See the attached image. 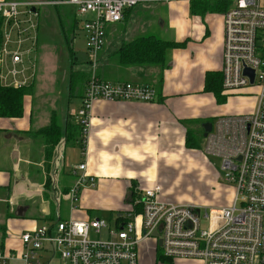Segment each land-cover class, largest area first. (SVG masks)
Segmentation results:
<instances>
[{"label": "built area", "instance_id": "1", "mask_svg": "<svg viewBox=\"0 0 264 264\" xmlns=\"http://www.w3.org/2000/svg\"><path fill=\"white\" fill-rule=\"evenodd\" d=\"M179 1L190 5L201 0H0V80L15 87L35 83L32 54L38 48L40 10L44 6L76 7L77 16L83 17L90 60L97 64L107 28L121 22L127 9ZM206 1L226 4L222 11L223 91L250 89L256 97L251 113L218 116L204 137L203 152L219 159L224 182L234 188L232 202L208 208L165 201L161 198L162 186L156 184L142 192V211L136 214L132 209L113 227L102 218L71 217L58 218L52 227L43 225L24 232L23 251L18 257L23 264H38L40 251L47 246L64 264H140L141 244L145 240L158 243L159 239V248L170 259L203 264H264V0ZM246 67L255 71L253 84L244 74ZM95 68L75 115L82 126L83 153L96 100L152 102L158 97L153 86L106 81L97 77ZM72 173L75 181L67 196L71 209H75L82 187L95 186L96 179L89 174L85 161L73 166ZM14 258L0 247V264Z\"/></svg>", "mask_w": 264, "mask_h": 264}, {"label": "crops", "instance_id": "2", "mask_svg": "<svg viewBox=\"0 0 264 264\" xmlns=\"http://www.w3.org/2000/svg\"><path fill=\"white\" fill-rule=\"evenodd\" d=\"M166 5L173 27L172 39L185 42V45L172 50L171 64L163 72L162 89L156 100L139 102L98 99L94 102L84 153L82 149L79 152V162L73 165L85 161L96 184L82 187L79 200L74 204L75 209H71V201L67 196L75 176L71 172L73 165L67 171L61 162L63 142L56 147L53 158L47 161L44 141L34 134L50 123L53 109L44 110V106L41 109V104L35 106L32 93L24 98L22 117H0V247L5 254L16 256L9 259L7 264H23L18 257L23 251L21 235L24 232L43 225L52 227L58 218L105 219L99 216L104 214L109 216L110 222L116 224L118 217L133 209V205L125 201L132 188L141 197L145 189L159 184L162 186L163 200L201 205L176 194L171 191V187L177 181L176 171L181 172L186 166L190 168L191 165L206 161V154L201 148L187 146L186 121L196 119L201 123L214 122L217 118L215 111L198 107L196 102L198 95L204 96L210 103L213 99L215 102L212 93L203 90L207 72L222 73L224 19L222 13L209 12L204 17L192 14L188 3L173 2ZM47 7L49 6L41 8L40 17L47 11ZM51 7H54L56 13L57 10H67L77 20L75 6L62 4ZM131 11L137 16L141 14V10L134 8L125 12L124 18L118 23H121L122 33L118 47L128 41L123 36V29L129 26V22L125 24L124 20ZM136 18L132 21H136ZM111 27L113 26H109L107 31ZM138 32H146L145 27ZM111 52L114 51L107 50L104 57ZM158 69L154 66L123 67L125 74L113 73L108 80H131L155 86L160 75ZM36 91H40V88L36 87ZM245 91L246 89L239 93ZM84 92L85 90L75 95L79 98L80 105ZM255 104L256 98L252 111ZM65 114L66 112L62 114L64 124L67 116L79 124L73 113L67 111ZM196 126L199 127L198 124ZM63 156L65 159V153ZM210 172L214 170L210 169ZM63 173H69L71 182L60 187ZM49 175L52 181L47 184ZM231 196L233 191L227 198L229 203L226 200L224 205L219 206L229 205L233 198ZM59 203L67 206L65 216L59 210ZM138 220L140 221V217ZM160 253L155 240H145L139 250L140 264H203L201 261L182 259L167 262L160 259ZM54 260L58 264H64L50 246L40 251L38 264H57Z\"/></svg>", "mask_w": 264, "mask_h": 264}, {"label": "rangeland", "instance_id": "3", "mask_svg": "<svg viewBox=\"0 0 264 264\" xmlns=\"http://www.w3.org/2000/svg\"><path fill=\"white\" fill-rule=\"evenodd\" d=\"M166 4L169 3H153L148 5L141 4V6L132 7L134 10H141V14L137 16L134 15L133 11H131L125 19L126 21L124 20L125 24L129 22V26H126L129 29L127 30L126 27L123 29V32L125 31L123 33L125 39L130 40L140 35L152 33L164 39H172L171 33L173 27L169 21L167 14L168 5ZM47 6L49 7H47V11H45L46 13L44 12L42 17H40L38 29V48L37 51L32 54V57L36 63V78L35 85L33 84V98L35 106L41 104V109L43 106L44 110L48 109L51 111L53 109L52 113H57L58 118H60L61 122L63 123V112H66L67 114V111H69L70 113L76 115V112L78 111L77 109L80 105L79 98L77 96L75 97V95H72L69 89V86L71 85V71L73 69L80 71L83 70L82 72H87V70L93 71L94 65H96L95 71L98 73V65L100 66L102 63L101 67H103V71L106 72L107 68L105 67L108 62V56H104L107 50L116 51L119 48V41L122 36L120 35L122 34L120 33L121 23L118 24V22L115 23L117 25H110L113 27L107 31L105 44L101 50V53L98 55V63L95 64L90 60L91 55L89 54L86 47V36L82 28L83 17L79 18L77 16V20H75V17L72 15L70 16L67 13V10H57L58 12L56 13V10L53 9L54 7H51V5ZM144 6L149 8L145 9ZM140 8L145 9V11ZM134 18H136V21H132ZM143 27H145L146 32H138L139 30H142ZM110 73L125 74V70L113 68L110 70ZM125 82L132 81L125 80ZM78 86L80 87V85ZM36 87H39L40 91H36ZM77 89L78 88H75L73 93H76ZM203 91L212 93L213 97L215 98V102L213 99V101L210 103L204 96L198 95L196 105L198 107L209 108L210 110L215 111V118L221 115H239L251 113L252 104L256 98L254 90L251 92L250 89H246V91L243 93H227L223 91L222 96L225 97V100L220 102L213 91ZM67 119L70 120V116H67ZM189 127L191 131L195 132L196 130H200L199 132H201V129L197 126L195 127V125H190ZM197 137L200 138V147L203 150L204 139L201 135H197ZM77 141L78 142L73 139L72 141L70 140L66 142V136H64V141H61L63 142V145L60 142V145H62L61 149H63V152H61V162L64 164V170L68 171L70 165L79 162L78 160L81 156L79 152L82 150V144L80 139ZM64 153L65 159L63 156ZM210 169H213L214 172L209 173ZM176 173H178L177 181L174 185H172L171 191L183 196L189 201L200 203L201 205L207 206L208 208L224 205L227 198H229V195H232V191L234 194V188L230 187L231 185L224 182V177L221 173L220 161L218 158L206 155L205 162H198V164L195 166L191 165L190 168H187L186 166L183 171H176ZM68 174L69 173H63L60 177V187L63 184L67 185L71 182V176ZM64 178L66 182L63 181ZM210 178L212 181H210ZM47 181H52L50 175L48 176ZM232 197L233 196H231V198ZM66 208L67 206L65 203L62 205L59 203V210L62 212L63 216L66 215ZM99 216L108 219L110 227L114 226V223L110 222L109 216L104 214ZM202 226H206L205 221H202ZM91 235L93 238H97L94 232H92ZM103 237H106V231L103 232ZM54 262L58 264L56 260H54Z\"/></svg>", "mask_w": 264, "mask_h": 264}, {"label": "trees", "instance_id": "4", "mask_svg": "<svg viewBox=\"0 0 264 264\" xmlns=\"http://www.w3.org/2000/svg\"><path fill=\"white\" fill-rule=\"evenodd\" d=\"M130 9V8H129ZM127 9L125 12H127ZM191 13L195 15H200L202 17L205 14L211 13H222L226 9V4L222 2L213 1H194L190 4ZM3 34L0 28V45L2 43ZM185 42H177L175 40L164 39L155 34H145L140 35L134 39L125 41L122 45L113 53L107 57V68L106 72L103 71L102 63L98 65L96 75L97 77L109 81L111 78L110 70L113 68L123 69V67L129 66H156L160 68V75L157 77L155 86L145 83L146 85L153 86L157 89L158 94L162 89L163 84V72L165 69L169 68L171 64V53L175 48L184 47ZM99 60V59H98ZM97 60V63H98ZM83 71V70H82ZM80 70H72L70 74L69 86L72 95L81 94L85 90L88 81L91 78L92 71L87 70V72H82ZM96 72V71H95ZM107 74V75H106ZM105 77V78H104ZM223 75L219 72L209 71L205 76V86L204 90L213 91L218 100L223 102L225 97L222 96ZM80 85V87L78 86ZM75 88H78L76 93H73ZM33 93V84L30 86H8L4 85L0 80V117L5 118H17L22 117L24 113V98L26 95H31ZM187 123V146L193 148L200 147V138L197 135H201L203 138V128L200 120H188ZM199 125L200 130L191 131L190 125ZM36 137H40L46 145V159L50 161L56 146L60 145V142L64 140L66 136V142L82 139V126L74 120H66L63 124L58 118L57 113H52L50 123L36 131ZM59 143V144H58ZM74 175V174H73ZM50 182L47 181V184ZM66 191V189H65ZM64 191V192H65ZM138 192L133 188L129 190L125 201L133 205V213H140L142 211V204L138 199ZM122 220V217L116 219V223ZM122 222V221H121ZM160 249V248H159ZM161 250V249H160ZM161 260L170 261L171 259L164 256V254H159Z\"/></svg>", "mask_w": 264, "mask_h": 264}, {"label": "water", "instance_id": "5", "mask_svg": "<svg viewBox=\"0 0 264 264\" xmlns=\"http://www.w3.org/2000/svg\"><path fill=\"white\" fill-rule=\"evenodd\" d=\"M244 74L250 77V82L253 84L254 83V78H255V71L250 69V68H248V67H246L244 69ZM212 125L213 124H212L211 121H206V122L202 123V128H203V131H204V134H203L204 137H206L207 134L211 131ZM154 235L157 236V237L159 236L157 231L154 232ZM161 244H162V240L159 239L158 240V245L161 246Z\"/></svg>", "mask_w": 264, "mask_h": 264}]
</instances>
